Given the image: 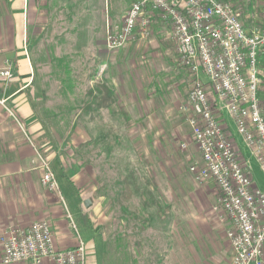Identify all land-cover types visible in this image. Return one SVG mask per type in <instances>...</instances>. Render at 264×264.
Returning a JSON list of instances; mask_svg holds the SVG:
<instances>
[{"label": "rangeland", "instance_id": "rangeland-1", "mask_svg": "<svg viewBox=\"0 0 264 264\" xmlns=\"http://www.w3.org/2000/svg\"><path fill=\"white\" fill-rule=\"evenodd\" d=\"M253 1L251 9L243 15L246 25L258 21V7ZM59 3L56 15L51 16L43 33L45 36L35 38L29 51L37 76V94L42 96L38 109L46 120L44 134L50 145L41 154L50 163L62 193L61 206L68 228L85 244L87 264H144L137 257L141 250L150 248V243L164 241L165 230L170 228L165 224L167 218L187 211L186 201L183 203L178 190L180 183L186 188L201 184L188 169L198 160L197 147L191 145L189 137H172L155 154L153 148L157 145L149 143L151 130L134 124L131 117L136 114L103 112L106 103L91 108L87 96L91 87L86 85L85 78L91 72L87 70L86 59L92 33L102 26L104 14L108 15L113 5L120 3L121 8L127 5V0ZM153 34L143 39L149 42ZM137 38L131 41H138ZM168 38L171 50L167 57L164 49L155 47H148L143 54L135 50L138 53L133 57L139 63L141 56L147 54L150 59L147 78L151 80L154 74L156 82L167 78L164 90L172 93V100L177 96L183 100L192 87L194 75L180 65L170 33ZM114 51L107 50L106 54L109 57ZM12 54V50L0 51V72L8 66L13 74ZM162 56L169 59L163 60ZM140 71L136 66L134 74L141 78ZM93 85L98 89L95 102H101L102 84ZM153 88L149 86L150 90ZM254 164L257 168L250 165L253 181L264 190V173L256 160ZM53 192L60 197L59 190ZM85 199L91 201L88 208L83 204ZM147 234L153 237L149 243L145 240ZM142 258L149 264V257Z\"/></svg>", "mask_w": 264, "mask_h": 264}, {"label": "crops", "instance_id": "crops-1", "mask_svg": "<svg viewBox=\"0 0 264 264\" xmlns=\"http://www.w3.org/2000/svg\"><path fill=\"white\" fill-rule=\"evenodd\" d=\"M59 1L0 0V51L12 50L15 62L10 77L0 76V234L10 226L26 227L36 220L47 219L55 245L65 248L74 246L77 236L68 228L61 206L62 193L59 189L61 195L58 197L41 183L40 168L33 162L36 153H44L50 145H47L49 142L44 134L46 120L38 109L42 96L37 94V76L29 52L33 40L42 38L46 33L51 16L56 15L60 6ZM131 1L127 0V5L121 8L120 3L113 5L108 15L104 14L102 26L93 30L90 53L86 59L87 70L91 72L85 78L86 85L91 87L87 91L91 108L97 106L95 95L98 89L93 84H105L112 94L101 91V102L107 104L102 111L136 114L131 117L134 124L151 130L149 143L157 145L153 153H160L159 146L169 144L172 137H189L193 145L186 114L179 108L186 101L187 94L183 100H179L178 96L172 100V93L164 90L167 78L157 82L156 74L151 80L147 78L150 62L147 54L141 56V64L133 57L136 51L143 54L148 47L164 49V56L168 55L171 50L168 38L170 26L159 18H153L151 41L137 35L138 41L128 42L109 57L106 54L105 24L107 21L119 23ZM162 59L169 58L162 56ZM136 66L139 70L141 68V78L134 74ZM202 78L206 81L204 75ZM150 85L154 86L152 90ZM215 114L233 141L238 158L257 168L255 158L236 134L227 113L215 108ZM197 153L199 161L198 150ZM180 184L178 190L183 203L186 201L184 205L188 212L167 218L165 224L170 228L165 230L163 243H150V248L141 250L137 257L144 264L147 262L142 257H149V264H230L232 249L226 235L228 221H219L211 212V205L216 199V184L207 181L193 188H186L182 182ZM145 240L151 242L152 234H147ZM1 254L0 241V264Z\"/></svg>", "mask_w": 264, "mask_h": 264}, {"label": "built area", "instance_id": "built-area-1", "mask_svg": "<svg viewBox=\"0 0 264 264\" xmlns=\"http://www.w3.org/2000/svg\"><path fill=\"white\" fill-rule=\"evenodd\" d=\"M255 1L258 21L246 25L240 0H132L121 21H107L104 31L105 48L117 50L137 35L151 34L153 18L170 26L179 63L194 75L186 102L179 107L200 153V160L188 169L198 183L216 184L212 211L230 225V264H264V191L255 185L250 164L238 158L215 114V108L227 113L264 173V99L259 96L264 0ZM7 67L0 76H11ZM33 162L40 168L41 183L59 190L46 157L37 152ZM0 241L2 264H87L83 240L77 237L74 246L57 247L46 219L10 226Z\"/></svg>", "mask_w": 264, "mask_h": 264}, {"label": "trees", "instance_id": "trees-1", "mask_svg": "<svg viewBox=\"0 0 264 264\" xmlns=\"http://www.w3.org/2000/svg\"><path fill=\"white\" fill-rule=\"evenodd\" d=\"M242 2V8H243V15H245V13H248V10L251 9L252 7V2H254L253 0H241ZM248 22V20H246V23ZM260 66L262 67L263 71L260 73V76L262 77V85L259 87V96L261 99H264V53L262 54V56L260 57ZM101 88L104 90H107L108 92H110L112 94V91L109 87H107L105 84H102ZM100 92V91H98ZM96 99V98H95ZM97 106L99 104H101L102 102H96Z\"/></svg>", "mask_w": 264, "mask_h": 264}, {"label": "water", "instance_id": "water-1", "mask_svg": "<svg viewBox=\"0 0 264 264\" xmlns=\"http://www.w3.org/2000/svg\"><path fill=\"white\" fill-rule=\"evenodd\" d=\"M83 204L86 208H88L91 205V201L89 199L83 200Z\"/></svg>", "mask_w": 264, "mask_h": 264}]
</instances>
